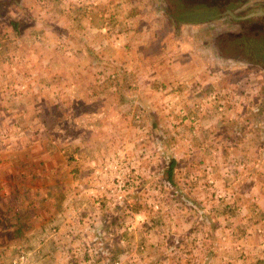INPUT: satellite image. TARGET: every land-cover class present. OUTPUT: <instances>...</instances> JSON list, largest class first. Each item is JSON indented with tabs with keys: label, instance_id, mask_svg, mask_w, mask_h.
<instances>
[{
	"label": "rangeland",
	"instance_id": "obj_1",
	"mask_svg": "<svg viewBox=\"0 0 264 264\" xmlns=\"http://www.w3.org/2000/svg\"><path fill=\"white\" fill-rule=\"evenodd\" d=\"M95 1L0 0V97L10 96L0 98V110L9 108L5 114L0 111V123L3 119L11 125L10 131H0V140L8 133L14 140L20 131L29 141L42 132L50 138L52 130L45 127L51 122L61 149L68 139H77L74 147L66 146L62 152L65 160L72 161L67 163L69 170L62 163L60 170L71 173L77 169L78 174L64 176L60 186L65 190L57 188L52 197L66 211L68 205H76L79 213L74 225L77 233L71 238H9L14 228L4 226L2 219L0 264H240L239 252L243 251H234L242 247L232 240L264 238V231H258L264 224V194L260 192L264 188V0H128V7H120V20L111 18V13L98 15L115 10L114 1ZM54 7L67 14L55 17ZM190 11L212 13L196 20L209 29L199 38L201 45L189 24L196 21L175 17ZM128 22L133 30L173 35L167 61H156L190 65L197 60L198 66L203 65L198 70L203 73L197 72L199 79L209 83L197 90L188 88V94L183 93L191 97L187 102L176 93L165 105L162 96L155 101L156 109L142 105L149 101H133L125 91L107 100L88 101L87 74L96 91L105 85L110 90L123 82L127 69L120 66L125 63L116 68L111 61L113 67L87 71V33L106 25L112 38ZM28 24L37 32L23 42L29 45L30 64L24 67L25 51L20 50L24 34L19 32ZM67 30H71L69 36ZM8 44L14 46L12 52ZM147 46L149 51L140 53L150 60L157 55L150 43ZM112 48V54L137 55L127 54L123 46ZM212 55L221 60L213 61ZM40 58L47 60L41 66ZM183 69L170 67L166 72L186 75ZM161 71L159 67L155 74ZM107 72H115L116 78H107ZM121 84L127 89L125 82ZM162 92L169 94L164 86L159 95ZM199 107L202 110H197L193 122L189 117ZM97 108L101 110L93 115ZM161 110L171 118L170 123L178 125L169 135L161 127L165 124L159 117ZM138 111L140 120L135 117ZM212 111L217 112L220 126L206 120L201 125L202 118L214 117ZM39 125L42 132L34 129ZM174 139L197 141L199 150L193 146V151L186 152V146L168 141ZM87 156L95 157L90 165ZM172 156H189L193 161L174 163L170 180L165 169ZM196 156L207 161L199 163ZM87 166H93V172L84 178L78 169L85 171ZM22 198L39 211L45 203L35 190ZM11 202L16 203L15 199ZM30 211L29 217L33 216ZM255 259L248 264H258Z\"/></svg>",
	"mask_w": 264,
	"mask_h": 264
},
{
	"label": "crops",
	"instance_id": "obj_2",
	"mask_svg": "<svg viewBox=\"0 0 264 264\" xmlns=\"http://www.w3.org/2000/svg\"><path fill=\"white\" fill-rule=\"evenodd\" d=\"M32 1V0H30ZM37 2V0H34ZM39 1V0H38ZM89 1V0H87ZM95 1V0H94ZM99 1V0H97ZM95 1V3H97ZM106 1H114L116 3L115 10H111L110 12L103 11L98 13L99 17H107V15H110L111 18H114L116 16V19H121L123 16V12L121 10V5L128 7V0H106ZM54 15L55 17H59V15L62 12V15L67 14L63 13V11L59 10L57 7H54ZM90 11V10H89ZM51 13V12H50ZM88 14V11H87ZM97 14V13H96ZM125 16V15H124ZM89 18L92 17V15H88ZM126 17V16H125ZM127 20H130L127 17ZM131 21V20H130ZM210 21V20H209ZM199 22V21H198ZM196 22H189L190 26L194 27L195 34L197 35L198 39H195L196 42H198V45L202 44V40L199 39L205 35L204 31H206V26L204 28L202 22L198 23ZM128 25L125 30L118 34V36L113 35V37H109L107 32V26L106 25H99L98 31H95L93 28V31L90 33H87V35L90 36V38H87V71L95 72L94 69H100L102 66L105 67H113L111 61L114 62V66H120L123 69H127V71H124V78L123 82L127 84V89L119 82V86L116 89H108L105 85V89L100 88V91H96L95 88H92L93 84L90 83V80L92 79V76L87 74V100H93L96 98L99 99H109L111 94H114L115 97H118V94L125 91L127 93V97H130L133 101L134 99H142L144 102L142 105L147 106L149 109L152 107L153 109H156V99H161L163 96V99L165 100V105H169L170 100H172V96L178 93L181 97V100L183 102L190 101V98H185L183 93L188 94V88L191 90H197L208 80L202 81L199 79L201 76H198V73L202 72L198 70L199 67H203V65L198 66V61L195 60L193 64H165L161 62L159 64L156 60H166L168 59V54H166V51L168 49H172L171 40L173 35L171 36L166 34V36L163 37L162 34H156L154 31L151 33L150 31H147V29L144 30H133L132 29V23ZM33 24H28V26L24 27L23 29H20V36L22 33L24 34L23 40H21V51H25V57H22V63L24 62L25 66H30L28 59H27V52L29 45L23 44V42H27L29 39L28 37L32 34L37 32L36 28L32 27ZM189 27V26H187ZM119 29V28H118ZM209 30V29H208ZM207 30V31H208ZM121 31V29H120ZM57 32V31H56ZM71 30L66 31V35L70 34ZM94 34H93V33ZM64 33V32H60ZM28 35V36H27ZM193 35V34H192ZM69 36V35H68ZM118 37V39L116 38ZM115 40V42H114ZM187 40V39H186ZM147 41V42H146ZM149 43L152 45L151 50L152 52H156L155 55H157L154 58H151L150 60H147L145 58V55L142 56L140 52L143 51H149V48L147 45ZM9 45V44H8ZM123 46L124 49H127V54L129 52H137V55L135 57H131L126 55L122 56V54H112L111 51L113 50L112 47L115 48H121ZM14 46H8V50H11ZM51 48V47H50ZM119 49L116 51L123 50ZM155 48V49H154ZM109 49V51H108ZM180 47H177V50H179ZM208 49V48H207ZM7 50V51H8ZM201 50L203 51V47H201ZM151 52V54H152ZM166 55V56H165ZM211 59L213 61L215 60H221L219 55H212ZM42 61L39 63V66L47 60H43V58H40ZM72 61V60H70ZM9 62L8 59L6 61ZM71 65H75L74 62H68ZM168 63V62H167ZM118 66L116 68H118ZM167 66V67H166ZM161 68L163 71H161L160 74H155L158 68ZM174 68V69H183L182 67L187 68L188 70L183 71L186 75H180L183 76L182 78L180 76H175L174 74H167L166 68ZM195 68V73L194 69ZM98 71V72H99ZM198 72V73H197ZM197 73V74H196ZM90 74V73H89ZM194 75L196 76V79H194ZM121 79V78H120ZM136 79L137 82L134 80ZM134 80L135 84L134 86H131V81ZM196 85H199L198 87H194ZM165 88V91H169V94L166 96L163 92L160 94V91H162V88ZM168 89L172 88V89ZM90 88V89H89ZM172 90V91H171ZM54 95L59 94L57 90H54ZM61 95V94H60ZM188 96V95H187ZM77 97H82V95H77ZM166 97V99H165ZM3 100L10 99V96L8 95H1ZM56 99V98H53ZM5 103V102H3ZM182 103V102H181ZM180 103V104H181ZM156 104V105H155ZM163 105V108H166L168 106ZM182 107V106H181ZM160 108V107H159ZM184 108V107H183ZM6 106L1 107L2 114H5L8 112L6 110ZM24 109V108H23ZM185 109V108H184ZM97 110H101L97 108L96 110L92 111L93 115H97ZM156 111V110H155ZM151 114L155 113L152 111H149ZM1 113V112H0ZM90 113V111H89ZM206 112H204L205 114ZM211 115L214 117L209 118H202V122L200 121L201 125L204 124V120H206L208 123L214 126V124H220L218 123V114L216 111L210 112ZM159 117H163V123L161 124V127L164 131H167V135L174 132L175 129L178 128V125H173L171 122V118L166 114L165 111L162 112V110L159 113ZM199 114L197 113V116ZM210 115V116H211ZM43 120V118L41 119ZM200 120V119H199ZM42 122V121H41ZM214 123V124H213ZM51 124H54V122H51ZM50 123L47 127H45V130H52V134L50 138H45L43 135V126L39 125L34 129L40 130L42 132L34 139V137H31V139L34 140H27L26 134L22 135V131L17 132L18 135H16L14 140H11L8 138V136H11V133H8L7 136L2 137V140H0V221L6 220V223H4V226L13 227V234L9 238H71L74 237V235L77 232H74V225L79 217L78 213V207L76 205H68V208L70 210L64 209V206H60L56 204L54 198L52 197L55 194V191H57V188H60L62 178L69 177L74 178L76 177L75 174H78L77 169H72L71 173H66L64 171H61V163L64 164V166L67 167L69 170L67 163L69 165L71 164V160H65V156L62 154V152H65L66 149H69L71 147H74L76 145L77 139H68L67 142H65L64 147L61 149V140L59 137H54V131L53 126ZM92 126L97 125L96 123H90ZM217 126V127H219ZM15 127L20 128L16 125ZM27 130V128H25ZM29 129V128H28ZM11 125L8 122H5L2 119V122L0 123V131H10ZM20 133V134H19ZM172 144L178 147H184L186 152L193 151L195 147L196 150H199L198 144L199 142L195 141V143L192 142H186L184 140L180 139H174V140H168ZM165 145V140L163 141ZM185 142L187 145H185ZM63 143V142H62ZM79 143H82L81 140H79ZM184 143V144H183ZM158 144H161L160 141H158ZM183 144V145H181ZM195 144V145H194ZM36 149V152L35 150ZM218 150V149H217ZM263 150V149H262ZM218 156V155H217ZM95 157L87 156V165H90L94 161ZM180 159H183L185 162L188 161L189 163L193 161V158H190L189 156H186V158L180 157H169V167L165 169L168 175V179L172 180V172L173 166L175 165L177 161ZM73 160V159H72ZM74 161V160H73ZM96 161V160H95ZM195 161L199 163H205L207 160H205L204 157H195ZM264 161V160H263ZM97 162V161H96ZM215 162V163H214ZM85 163V162H84ZM211 163L215 164L216 166V160L211 161ZM93 166H87V169L85 171L78 169L80 174H83V177L86 178L91 175L93 172ZM216 170V167H213V170ZM83 171V172H82ZM87 174V175H86ZM69 187V186H68ZM70 189V188H69ZM68 189V190H69ZM35 190V194L39 195V197H42L44 204L42 203L40 207V211L38 210L37 206L34 208L31 205L28 204V200L25 202L23 201L22 195L23 194H29L31 191ZM60 190H65L60 188ZM204 191V190H203ZM261 194H264V188L260 190ZM17 197V199L15 198ZM11 199H15L16 203L15 205H12ZM67 208V209H68ZM258 211V206L255 207ZM255 208L251 211H255ZM31 210V214L33 216L29 217L27 212ZM250 214L246 215L249 216ZM245 216V218H246ZM7 219H10L8 222ZM28 220L31 221L33 226H29ZM260 221L262 222V219L260 217ZM261 227H258L259 232L264 231V224L260 225ZM244 235L248 236V233H245ZM261 241V242H260ZM261 244H260V243ZM232 243L236 244V247H242L240 250H236L234 252H239V261L240 264H248L254 257L258 260V264H264V238H234L232 240ZM255 259V260H256ZM241 261H245V263H242Z\"/></svg>",
	"mask_w": 264,
	"mask_h": 264
},
{
	"label": "built area",
	"instance_id": "obj_3",
	"mask_svg": "<svg viewBox=\"0 0 264 264\" xmlns=\"http://www.w3.org/2000/svg\"><path fill=\"white\" fill-rule=\"evenodd\" d=\"M45 0H41V2H44ZM116 73L115 72H107V78H109V79H112V78H116ZM131 83H132V85H135V82L133 81H131ZM197 110H202L200 107H199V109H196V110H194L195 111V113H193L190 117H189V119H193V122H195L196 120H197V113H198V111ZM141 112L140 111H138L136 114H135V117L137 118V120H140V117H141ZM194 124V123H193Z\"/></svg>",
	"mask_w": 264,
	"mask_h": 264
},
{
	"label": "trees",
	"instance_id": "obj_4",
	"mask_svg": "<svg viewBox=\"0 0 264 264\" xmlns=\"http://www.w3.org/2000/svg\"><path fill=\"white\" fill-rule=\"evenodd\" d=\"M196 13H198V12L190 11V12L183 13V14L180 13V14L176 15L175 17L177 19H183V20H186V21H188V20H190V21L202 20L204 17H206V16H203V17L201 16V17L195 18L194 16L197 15ZM206 13H208V14H210V16H212L211 12H206Z\"/></svg>",
	"mask_w": 264,
	"mask_h": 264
},
{
	"label": "flooded vegetation",
	"instance_id": "obj_5",
	"mask_svg": "<svg viewBox=\"0 0 264 264\" xmlns=\"http://www.w3.org/2000/svg\"><path fill=\"white\" fill-rule=\"evenodd\" d=\"M196 14H200L202 17H203L204 15H205L206 17L209 16V14L206 13L205 11L198 12V13H196ZM204 18H205V17H204ZM239 21H243V20H239ZM245 25H246V24H242V26H245ZM231 33H233V32H231ZM242 33H243V32H242ZM232 35H233V34H232ZM234 35H235V34H234ZM234 35H233V36H234ZM213 43H214V44H217L216 41H214ZM260 56H262V55H260Z\"/></svg>",
	"mask_w": 264,
	"mask_h": 264
},
{
	"label": "water",
	"instance_id": "obj_6",
	"mask_svg": "<svg viewBox=\"0 0 264 264\" xmlns=\"http://www.w3.org/2000/svg\"><path fill=\"white\" fill-rule=\"evenodd\" d=\"M205 16V15H204ZM195 18H197V17H201V15L200 14H197V15H195L194 16Z\"/></svg>",
	"mask_w": 264,
	"mask_h": 264
}]
</instances>
